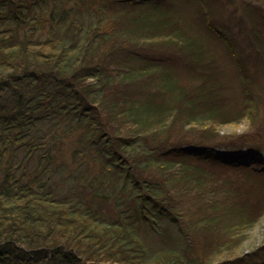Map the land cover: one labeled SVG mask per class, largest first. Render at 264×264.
<instances>
[{
    "label": "trees",
    "instance_id": "trees-1",
    "mask_svg": "<svg viewBox=\"0 0 264 264\" xmlns=\"http://www.w3.org/2000/svg\"><path fill=\"white\" fill-rule=\"evenodd\" d=\"M177 1L0 0V264H264V243L237 252L264 193L213 152L240 117L264 133L262 96L235 44L182 24ZM209 35L249 96L241 116ZM244 168L263 189L264 171Z\"/></svg>",
    "mask_w": 264,
    "mask_h": 264
},
{
    "label": "rangeland",
    "instance_id": "rangeland-1",
    "mask_svg": "<svg viewBox=\"0 0 264 264\" xmlns=\"http://www.w3.org/2000/svg\"><path fill=\"white\" fill-rule=\"evenodd\" d=\"M206 8L211 9L213 14H208L204 18L203 5L189 0L177 1L175 8L177 17L181 23L194 25H203L206 23L211 24L214 28L219 29L231 42L235 44V54L245 61L247 71L249 72L250 79L253 78L252 89L258 96L261 94L263 102L261 103L259 111V119H264V92L260 90L264 84V49L258 47L253 42V35L255 28H258L262 43L264 44V0H202ZM199 14V17H198ZM209 16L212 19L209 18ZM215 19V21H214ZM195 27V26H194ZM260 28V29H259ZM258 35V34H257ZM208 39L209 59L214 62L221 72V82L227 86V106H229L228 115H242L243 108L245 107V100L249 98L248 95L241 88L238 80V72L234 59L229 52L227 46L217 37H210ZM171 49V48H170ZM155 52V51H152ZM156 54H160L157 52ZM182 65V64H181ZM177 66V65H176ZM177 78L181 83L192 84L195 83L190 76V72L183 65L176 67ZM239 121H232L220 125L219 133L224 137L229 136L227 142H233V145L228 146L224 144L213 145V152L230 162L232 167H229V172L235 177L239 178L241 186L253 190L254 195L260 198L263 189L260 187L259 182L255 185L252 180L246 182L245 174L250 173L244 166L251 165L258 168L257 170L264 171V133L258 132L256 128L251 126V122L247 117H240ZM257 130V131H256ZM256 131V132H255ZM245 136H241L244 135ZM185 148L194 152H203L204 150L209 153L212 151L210 146H185ZM264 173V172H262ZM251 179L258 180L254 176L249 175ZM244 178V179H243ZM254 185V186H250ZM242 191L243 188L241 187ZM244 192V191H243ZM257 201V200H253ZM264 213V212H263ZM262 213V214H263ZM264 215V214H263ZM244 241L238 249V253L249 252L259 245L264 243V216L259 219L251 230L244 234ZM151 245H156L157 239L151 238ZM242 249V250H241Z\"/></svg>",
    "mask_w": 264,
    "mask_h": 264
}]
</instances>
